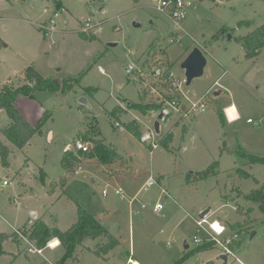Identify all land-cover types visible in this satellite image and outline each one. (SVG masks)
Masks as SVG:
<instances>
[{"label":"rangeland","instance_id":"374dc122","mask_svg":"<svg viewBox=\"0 0 264 264\" xmlns=\"http://www.w3.org/2000/svg\"><path fill=\"white\" fill-rule=\"evenodd\" d=\"M190 1L185 19L176 24L156 10L157 0H0V34L10 45L9 60L5 65L0 61L1 81L18 82L28 67L58 80L85 71L66 93L36 92L18 99V109L31 125L51 112L41 133L22 149L0 134L9 150L8 167L0 158V237L8 236L2 241L0 264H55L63 255L59 244L37 254L26 238L16 242L11 234L35 220L66 231L77 221V205L119 245L102 259L89 248L95 250L106 238L86 239L77 248L78 260L67 264H125L129 256L139 264H264V214L255 203L236 196L237 191L247 194L264 187V164L248 161V156L264 158V48L246 59L236 41L264 24V0ZM60 7L66 12L53 18L55 29L45 36L41 23ZM88 18L93 27L83 32ZM225 27L230 31L223 33ZM195 47L203 51L206 66L201 77L185 85L180 65ZM25 64L30 65L25 69ZM128 65L134 67L129 74ZM169 72L179 83L178 93L171 91ZM215 91L221 94L214 97ZM174 98L179 112L164 103ZM201 99L203 113L183 116L191 102ZM140 103L169 110L160 135L153 132L159 112L143 115L129 107ZM230 104L239 118L221 121L219 113ZM236 109L226 108L229 119H236ZM133 120L142 140L124 128ZM9 122L0 115V131ZM169 133L166 149L160 140ZM85 134L112 147L121 160L101 166L78 154L74 143ZM83 143L90 151L93 144ZM152 144L157 148L152 150ZM68 146L79 157L72 173L62 167ZM214 162L216 175L196 178ZM238 169L250 177L240 176ZM149 176L157 185L143 191ZM3 181L10 184L3 186ZM118 188L121 195L114 194ZM156 204L162 205L157 212ZM205 211V220L226 224L230 236L238 234V246L226 261L217 246L201 249L210 239L206 224H196Z\"/></svg>","mask_w":264,"mask_h":264},{"label":"trees","instance_id":"16d2710c","mask_svg":"<svg viewBox=\"0 0 264 264\" xmlns=\"http://www.w3.org/2000/svg\"><path fill=\"white\" fill-rule=\"evenodd\" d=\"M137 1V0H136ZM59 2L56 3V7L59 6ZM241 25H250L249 21L240 22ZM230 31L226 27L223 29V33ZM82 34H84L82 32ZM217 35L214 36L215 40ZM90 40H94L95 37L91 36ZM236 41L240 43L245 52L246 59H252L259 55L262 48H264V24L256 27L254 30L249 32L245 36H239L236 38ZM80 72L77 76L65 78L63 80H58L54 77L44 78L39 75V73L32 67H28L23 73L24 84L19 86H14L11 83H5L0 86V110H3L9 119V124L0 131V134L3 135L15 148L22 149L29 140L35 135L40 134L44 122L47 119H50L51 112L46 111L39 118L34 125L28 123L19 110L17 109V101L21 97L32 98L36 92H60L66 93L73 89L74 85L79 83L82 76L85 74ZM167 77V76H166ZM87 90V89H86ZM176 96V95H175ZM174 97V96H173ZM173 97H168L172 99ZM177 97V96H176ZM131 109L139 111L141 114L145 115L149 111H162V105L160 104H130ZM116 114V110L113 111ZM168 117V115H166ZM165 117V118H166ZM219 119L221 121L226 120L223 113H219ZM124 128L127 132H130L134 135L135 138L142 140V133L139 123L136 121H130L124 125ZM92 139L87 135H81L80 141L82 142H91L93 145L90 151L82 152L78 151V154L84 155L88 158L96 159L99 165L105 166L114 163L116 160H121V157L113 151L112 147L106 146L99 139ZM172 140V134H167L163 137L160 142L161 144L168 149V143ZM8 155L9 150L6 146L0 141V158L1 164L3 167H8ZM248 161L250 164H264V158L251 157L248 156ZM79 163V157L72 153V151H65L62 159V167L68 172L72 173L71 170L74 166ZM218 168V162H214L206 170L199 172L196 178L205 179L211 175H216V169ZM240 176L244 178H249V173L237 170ZM40 181L44 184L45 178L44 173L41 171ZM236 196L242 197L248 202L255 203L259 210L264 214V187L256 190H252L247 194H243L240 191L236 192ZM34 247L38 250H43L47 243L53 239H57L59 246L63 250L62 257L56 261L55 264H67L76 262L77 257V248L81 247L83 242L86 239L95 240L97 238H106V241L103 244H97L93 254L97 257L107 255L111 250H113L118 244L119 241L109 235L108 229L103 226L99 221L94 219L92 215L88 214L84 208L80 205H77V221L66 231H61L56 227H48L41 220H35L30 226L23 225L18 230ZM8 236L0 237V256L4 253L2 249V241ZM10 237V236H9ZM11 237L17 242V234L12 233ZM238 243L233 242L230 245L232 252L236 250ZM213 247V243H205L201 249L206 250Z\"/></svg>","mask_w":264,"mask_h":264},{"label":"built area","instance_id":"2783aa9c","mask_svg":"<svg viewBox=\"0 0 264 264\" xmlns=\"http://www.w3.org/2000/svg\"><path fill=\"white\" fill-rule=\"evenodd\" d=\"M191 4L190 0H157V5H156V10L162 13H165L167 15V17L172 20L174 23H179L182 22L185 19L186 16V9L187 7ZM66 12V10L63 7H60L58 9H56V11L53 13V17H51L50 19H47V21H44L43 23H41V27L39 29L44 30V35L48 36L52 34V32L55 29V21L53 18H58L60 14H64ZM93 27L91 20L88 18L85 21L84 27L81 29L83 32H87L89 29H91ZM132 71H134V67L132 65H128L127 69H126V73L129 74ZM167 81L169 82L171 91L173 93L175 92H179V83H177V80L175 79L174 75L172 72H169L167 74L166 77ZM216 84V83H215ZM150 91L152 93H156V91L149 87ZM158 97L160 98V103H162L164 100L161 97V95L158 94ZM175 97V96H174ZM166 103V105L169 107V109L172 110H176L178 111L179 109V100L177 98H174L173 100H171L170 102H164ZM166 107L163 106L162 109H164ZM205 111V103L203 102V100H198L195 102H191L189 109L187 110L186 113L183 114V116H186L187 114L193 112H198V113H203ZM179 112V111H178ZM224 115L226 118V121L228 123H232L234 120L233 119H229V117L226 114V109H224ZM238 118V116L236 117V119ZM235 119V120H236ZM248 123H252L251 119L247 120ZM115 125L117 127H119L118 123H115ZM74 148L76 151H82V152H87L88 151V146L77 140L74 143ZM157 145L156 144H152V150L156 149ZM65 151H70V147L68 146ZM10 182L9 181H3L2 185L6 186L9 185ZM157 185V182L155 180L154 177L149 176L147 178V180L145 181V183L141 186V190L146 191L148 188ZM122 190L120 188L115 189L114 190V194L115 195H121L122 194ZM163 193L166 194V192L164 190H162ZM102 195H107L106 191L102 192ZM135 201L134 199L129 200V203L132 204ZM141 208H144L143 205L140 206ZM162 208L161 204H156L153 208V210L155 212L159 211ZM217 221H211L208 222L207 220H205V218H202L200 220L196 221L197 226H203L204 224H206L207 226V234L210 236V239L208 242L206 243H213V246H217L220 249V255L221 256H225L227 257L228 255L233 254V252L230 249V245L236 241V239H238V234H233L232 236L228 235L227 231H226V227L217 222L218 223V228L214 227V223ZM14 232L17 234L18 238H25L18 230H14ZM197 239H194V242L197 243ZM50 243V242H49ZM47 243V247L48 248H52L50 246V244ZM29 251H32L31 249H29ZM34 253L37 254H42V250H38L36 248H34Z\"/></svg>","mask_w":264,"mask_h":264},{"label":"water","instance_id":"95a60500","mask_svg":"<svg viewBox=\"0 0 264 264\" xmlns=\"http://www.w3.org/2000/svg\"><path fill=\"white\" fill-rule=\"evenodd\" d=\"M135 27H138L137 24H134ZM230 38V37H229ZM112 47L114 44H108ZM181 69L184 71V82L185 85H189L194 79L199 78L203 75L204 69L206 66V58L203 54V51L199 47H195L187 57L181 63ZM154 74V73H153ZM221 94V91H215L214 97H218ZM80 103L86 105L84 99L80 100ZM169 114V110L162 109L157 115V119L153 123V132L155 135H160L161 133V123L165 119L166 115ZM150 138V136H148ZM208 211L202 212L200 217L203 218ZM32 218L34 215L32 214ZM184 250L188 249L187 245L183 246ZM222 259L226 261L225 256H221Z\"/></svg>","mask_w":264,"mask_h":264},{"label":"crops","instance_id":"0c3cea01","mask_svg":"<svg viewBox=\"0 0 264 264\" xmlns=\"http://www.w3.org/2000/svg\"><path fill=\"white\" fill-rule=\"evenodd\" d=\"M19 21L20 22H26L25 20H23V19H21V18H19ZM1 36H2V34H0ZM10 49V45H9V43L7 42V40L2 36L1 38H0V55H1V57H0V61H1V63L3 64V65H5V62H6V60H9V58H10V54L8 53V50ZM21 56V55H20ZM21 58H22V56H21ZM23 60V59H22ZM27 64H25V69L30 65H28V66H26ZM24 69V70H25ZM23 73H24V71L21 73V76H20V78H19V81L18 82H13L14 84H15V86H19V85H22V84H24V80H23ZM40 75V74H39ZM41 76V75H40ZM43 77V76H42ZM49 77H51V76H49ZM44 78H47V77H44ZM11 83L12 81L11 80H9V79H7L6 81H1V79H0V85H3V84H5V83ZM12 83V84H13ZM18 83V84H17ZM17 109H18V101H17ZM231 106H234L235 107V109H236V106L234 105V104H230L229 106H227V107H225L224 109H226V108H228V107H231ZM19 110V109H18ZM19 112H20V110H19ZM236 113H237V116H238V118H239V113H238V110L236 109ZM3 114H5V112L3 111V110H0V115H3ZM5 116H6V114H5ZM237 118V119H238ZM236 119V120H237ZM236 120H234V121H236ZM233 121V122H234ZM30 124H32V123H30ZM162 190H164V188L162 187ZM165 191V190H164ZM166 192V191H165ZM167 193V192H166ZM169 201V200H168ZM35 217V216H34ZM34 219V218H33ZM213 221H215V220H213ZM33 222H28L27 224H25V225H27V226H30L29 224H32ZM225 227H227V225L226 224H223ZM52 241V240H51ZM100 243H102V242H100ZM59 244V243H58ZM119 245V244H118ZM58 246V245H57ZM56 246V247H57ZM55 247V248H56ZM54 248V249H55ZM89 251H91L92 253H93V249H90L89 248ZM112 251V250H111ZM101 258L102 259H105L103 256H101ZM131 261H135V262H137V260H135V259H133V258H130V256L129 257H127V260H126V263L125 264H130V262ZM137 264H139L138 262H137Z\"/></svg>","mask_w":264,"mask_h":264},{"label":"bare ground","instance_id":"6f19581e","mask_svg":"<svg viewBox=\"0 0 264 264\" xmlns=\"http://www.w3.org/2000/svg\"><path fill=\"white\" fill-rule=\"evenodd\" d=\"M214 227H216V228H218V223L217 222H215L214 223ZM58 245V240L57 239H53L51 242H50V246L51 247H56Z\"/></svg>","mask_w":264,"mask_h":264}]
</instances>
